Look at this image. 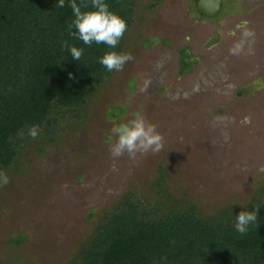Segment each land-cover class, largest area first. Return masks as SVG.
I'll use <instances>...</instances> for the list:
<instances>
[{
	"label": "rangeland",
	"instance_id": "obj_1",
	"mask_svg": "<svg viewBox=\"0 0 264 264\" xmlns=\"http://www.w3.org/2000/svg\"><path fill=\"white\" fill-rule=\"evenodd\" d=\"M133 3L120 50L133 59L88 92L81 120L29 135L3 170L0 264L72 263L129 194L156 216H235L262 200L264 0H220L211 17L193 0ZM133 113L158 125L162 147L113 158L110 130Z\"/></svg>",
	"mask_w": 264,
	"mask_h": 264
},
{
	"label": "trees",
	"instance_id": "obj_2",
	"mask_svg": "<svg viewBox=\"0 0 264 264\" xmlns=\"http://www.w3.org/2000/svg\"><path fill=\"white\" fill-rule=\"evenodd\" d=\"M76 2L82 10L91 6V0ZM106 2L128 27L133 0ZM72 19L69 0L63 8L56 0H0V170L17 159L29 136L26 125L45 128L50 136L66 113L81 120L88 92L111 75L98 61L107 46L70 36ZM65 40L83 48L79 60L61 46ZM146 203L125 196L70 264H264V196L244 207L260 206L257 225L243 235L228 212L203 218L189 207L156 216Z\"/></svg>",
	"mask_w": 264,
	"mask_h": 264
},
{
	"label": "clouds",
	"instance_id": "obj_3",
	"mask_svg": "<svg viewBox=\"0 0 264 264\" xmlns=\"http://www.w3.org/2000/svg\"><path fill=\"white\" fill-rule=\"evenodd\" d=\"M73 13V19L68 24L69 35L83 41L86 45L104 44L107 50L98 57V61L108 72L121 71L124 65L133 57L130 53L116 51V46L123 37L127 23L118 13L110 10L106 0H91V6L84 5V10L76 0H69ZM56 6L63 8L65 0H56ZM251 33L246 32L245 35ZM74 60H79L83 48L70 44L67 40L61 42ZM240 45L236 46L238 51ZM28 134L35 138L38 134V125H26ZM109 152L113 158H118L125 153L130 159H136L148 153L158 152L163 143V135L158 130V125L143 113H133L131 118L112 126L107 137ZM9 182L7 174L0 170V186ZM260 206L254 205L252 210L239 211L234 217V229L241 235L249 230L250 225H257Z\"/></svg>",
	"mask_w": 264,
	"mask_h": 264
},
{
	"label": "water",
	"instance_id": "obj_4",
	"mask_svg": "<svg viewBox=\"0 0 264 264\" xmlns=\"http://www.w3.org/2000/svg\"><path fill=\"white\" fill-rule=\"evenodd\" d=\"M200 1L201 0H197L195 5H196V9H197L198 13L203 15V16L211 17V16L215 15L218 12V10L220 9V0H211L210 4L213 6V11H210V12H205L204 10H202L200 8Z\"/></svg>",
	"mask_w": 264,
	"mask_h": 264
},
{
	"label": "bare ground",
	"instance_id": "obj_5",
	"mask_svg": "<svg viewBox=\"0 0 264 264\" xmlns=\"http://www.w3.org/2000/svg\"><path fill=\"white\" fill-rule=\"evenodd\" d=\"M210 3H211V0H201L200 8L204 10L205 12L213 11V6Z\"/></svg>",
	"mask_w": 264,
	"mask_h": 264
}]
</instances>
